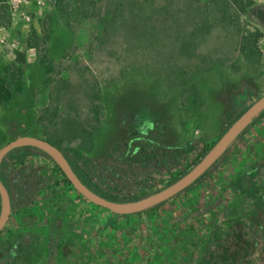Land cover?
Returning a JSON list of instances; mask_svg holds the SVG:
<instances>
[{
  "label": "rangeland",
  "instance_id": "1",
  "mask_svg": "<svg viewBox=\"0 0 264 264\" xmlns=\"http://www.w3.org/2000/svg\"><path fill=\"white\" fill-rule=\"evenodd\" d=\"M105 1L0 0V148L36 136L65 150L97 144L87 157L122 166L137 156H194L264 95V29L251 18L264 0H240L252 2L241 13L238 0H219L218 12L201 0V18L212 15L193 47L191 17L199 10L183 9L189 48L183 40L166 49L159 43L158 70L175 85L150 70L145 51L138 60L146 68L138 70L116 37L97 46ZM252 34L255 65L239 53V37ZM40 160L28 162L45 187L21 218L34 221L20 231L15 216L0 231V264H264V116L200 184L139 216L111 218ZM184 168L152 172L134 195L167 187ZM49 228L58 230L52 241Z\"/></svg>",
  "mask_w": 264,
  "mask_h": 264
},
{
  "label": "trees",
  "instance_id": "2",
  "mask_svg": "<svg viewBox=\"0 0 264 264\" xmlns=\"http://www.w3.org/2000/svg\"><path fill=\"white\" fill-rule=\"evenodd\" d=\"M218 1L219 0H210V2L205 3V5L203 6L207 8L211 7L212 9L216 8V11L218 12ZM221 1L223 2L224 0ZM96 3V0H87V4H84L83 7L95 6ZM103 3L104 6H101L98 14L99 20L102 22V27L100 35L96 38L97 46H100L106 41H109L116 37V40L122 41L124 51L128 54V58H131V60L129 61V66L138 70L146 68L144 64L139 63L138 60L139 55L142 54L141 50L145 51L146 60L149 61L147 63H149L148 65L151 67L150 70L157 71L161 59V55L159 56V54L161 53L159 43L163 42V39L164 41H167L168 43L164 48L166 49L169 48V46L176 45L177 41L183 40V49L185 50L189 48L187 47V45H185L187 36L190 34L188 38V45L192 46L194 37L196 38L200 35L198 33L201 31V27L209 28V26H207V18L212 15L209 13L207 17L201 18L200 8H203V3L201 2V0H106ZM251 5L252 2L250 1L247 4H243L242 2H240V0H238V13L243 12L245 8ZM185 8H198L199 10L198 12L192 11V14L195 13L194 17H191L193 19L191 20L193 23V29L195 30L193 34L191 32H189V34L187 33V25L191 23V21L187 22L185 20L183 12V9ZM251 18L257 25L264 29V5L255 6L251 13ZM257 38L258 35L253 34L250 36L239 37V53L241 54L243 59L251 65H255L259 57V51L256 47ZM144 40H146V42H144ZM147 50H149L148 53ZM153 55L154 58L152 59ZM164 63L165 64L163 66L166 65L167 69L169 70V68L171 67L170 61L165 60ZM125 66L129 68L128 65ZM155 67L157 68V70H155ZM159 71L160 74L164 76V80L169 85L177 84L175 78L172 79L167 76V73H165V71L167 70H161L160 68L158 72ZM204 72L205 71L201 70V72L198 73L203 74ZM192 95H195V93H193ZM188 99L189 98L185 97L183 99V102H187ZM96 107L99 109L101 108L98 105H96ZM247 108L240 111L234 117V119L227 124L226 129L223 131V133ZM263 116L264 111L254 118L251 127L249 129H246L239 136V138H241L246 132L251 130L255 123ZM8 130H11L10 125H8ZM48 142L56 146L54 143L50 141ZM213 144L214 143H212L210 147ZM234 144L235 142L229 147L225 154H229ZM210 147L203 148L201 151L194 154V156H188L187 154H174L170 156L167 155L163 158H153L146 160H141L140 157L137 156V158L133 160L134 162L128 166L102 162L100 160L87 157L75 150H65L61 149L60 147L57 148L64 155L68 164L73 169L80 181H82L83 184L93 193L112 202H128L138 200L146 196H135L134 194L137 189H143V187L150 185V183L148 184V181H150V174L152 172L157 170L164 171L173 165L185 166L184 170L177 174L172 182L169 183L170 185L181 178L183 175H185L195 165H197L204 157V155L208 152ZM40 156L49 160L62 176V180L64 181V183L71 187L69 181L65 178L61 170L44 152L29 146L14 149L3 159L0 164V179L6 187L10 197L12 209L11 214H15V211L28 206L36 196L37 190L45 185V179H39V177L42 176H35L37 172L39 173L38 168L32 166V162L24 164V161L26 159L36 158ZM223 156L224 155H222L191 186L173 197L182 195L196 185L200 184L205 179L206 175L211 170L217 167L219 161ZM189 161L190 164L186 166L187 162ZM13 164L18 166L17 169H13V167L11 168ZM147 169L149 171H147ZM72 190L74 189L72 188ZM75 193L77 192L75 191ZM169 200H166L165 202L149 208L148 210L139 212L134 215L139 216L146 212H151L161 205L165 204ZM109 213L115 216H120L111 212Z\"/></svg>",
  "mask_w": 264,
  "mask_h": 264
},
{
  "label": "water",
  "instance_id": "3",
  "mask_svg": "<svg viewBox=\"0 0 264 264\" xmlns=\"http://www.w3.org/2000/svg\"><path fill=\"white\" fill-rule=\"evenodd\" d=\"M264 111V95L253 102L221 135L213 144L201 161L190 171L167 187L142 197L141 199L128 202H112L106 200L88 189L77 177L68 164L61 151L45 139L36 136L17 137L0 148V164L3 159L14 149L21 147H34L41 150L61 170L71 187L85 200L91 204L105 209L113 214L126 216L134 215L148 210L191 186L201 177L225 152L238 140L239 136L251 127L252 121ZM11 202L8 191L0 179V231L6 226L11 215Z\"/></svg>",
  "mask_w": 264,
  "mask_h": 264
},
{
  "label": "crops",
  "instance_id": "4",
  "mask_svg": "<svg viewBox=\"0 0 264 264\" xmlns=\"http://www.w3.org/2000/svg\"><path fill=\"white\" fill-rule=\"evenodd\" d=\"M264 4H261V5H259V6H263ZM99 127V126H98ZM86 144V143H85ZM85 144L83 145V144H81V148H82V150L81 151H78L79 153H81V154H83V155H85V156H87V155H90V154H93V155H96V151H97V144H96V146H94L93 144H90V143H88V144H86V146H85ZM84 148V149H83ZM95 149H96V151H95ZM111 153H113V150L111 151ZM40 159H42V160H40V162H42V165H44L45 167H47V168H50L49 170H51V171H55L56 173H58V171L56 170V168L54 167V165L49 161V160H47V159H45V158H43V157H41L40 156ZM100 159V158H99ZM29 160H31V158L30 159H26L25 161H24V164H27L28 163V161ZM31 162V161H30ZM13 167V169H17V165H15V164H13V166H11V168ZM237 176V175H236ZM241 180V179H240ZM240 180L239 179H236V178H234L233 179V182L234 183H237L240 187H242L243 185H242V183H240ZM236 184V185H237ZM44 187H45V185L43 186V187H41L40 189H38L37 190V192H41L42 191V189H44ZM52 197V196H51ZM31 206H32V204L30 203L28 206H26L25 208H22V209H19L18 211H15V214H11L12 216V218L10 217L9 218V221L8 222H11V220L12 219H14L15 218V216H17L18 218H19V226H20V231H22L23 230V228L25 227H27V225H28V223H30V222H32V221H34V219H33V217H30V216H27L28 218H27V220H25L24 221V219L22 220L21 218L23 217V214H24V212L28 209V207H30V209H31ZM111 215V218H113V219H116V218H118V217H121V218H123V217H131V215H126V216H115V215H112V214H110ZM138 216V215H137ZM14 217V218H13ZM62 214H60L59 215V217L57 218V222H55V223H60V222H62ZM55 230H56V234H57V232H58V230L55 228ZM48 239L49 240H54V238L53 237H55V236H57L56 234H55V232L53 231L52 232V230L49 228L48 229ZM49 243V242H48Z\"/></svg>",
  "mask_w": 264,
  "mask_h": 264
},
{
  "label": "flooded vegetation",
  "instance_id": "5",
  "mask_svg": "<svg viewBox=\"0 0 264 264\" xmlns=\"http://www.w3.org/2000/svg\"><path fill=\"white\" fill-rule=\"evenodd\" d=\"M11 216V215H10Z\"/></svg>",
  "mask_w": 264,
  "mask_h": 264
}]
</instances>
